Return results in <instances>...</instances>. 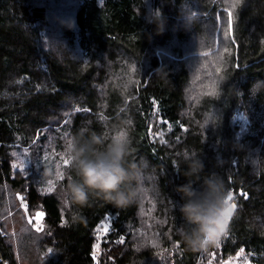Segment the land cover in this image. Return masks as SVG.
I'll use <instances>...</instances> for the list:
<instances>
[{
  "label": "trees",
  "instance_id": "16d2710c",
  "mask_svg": "<svg viewBox=\"0 0 264 264\" xmlns=\"http://www.w3.org/2000/svg\"><path fill=\"white\" fill-rule=\"evenodd\" d=\"M22 239L264 264V0H0V264Z\"/></svg>",
  "mask_w": 264,
  "mask_h": 264
},
{
  "label": "rangeland",
  "instance_id": "374dc122",
  "mask_svg": "<svg viewBox=\"0 0 264 264\" xmlns=\"http://www.w3.org/2000/svg\"><path fill=\"white\" fill-rule=\"evenodd\" d=\"M19 160V159H17ZM18 164H16L15 166H17ZM40 190L42 192H48V194L52 195H58L59 194V187L57 184H53L49 181L47 182H43L40 184ZM34 216L35 218H37L38 220H41L42 219V216L43 214L41 212H37V213H34ZM26 218L30 221L31 220V217L26 215ZM22 222V219H18L17 223L14 224L11 229H12V232L14 233L16 230H18L20 224ZM26 225V224H25ZM24 225V226H25ZM108 224L107 223H104L100 228H98V234L101 235L102 233H107L108 229L107 228ZM27 233V231L25 232ZM18 241H16L17 243ZM20 242L22 243V245L20 247H18V249H15V254H16V258L19 262V264H35V257H36V254L35 253H32L31 251H28L29 253H27V239H22L20 240ZM17 252V253H16ZM44 257V255H42ZM41 255L39 254L38 256V259H40ZM233 260L236 261V264L239 263V264H250L249 262H247L245 259H234L232 258ZM221 264H233V261H231V258H228L226 259L223 263Z\"/></svg>",
  "mask_w": 264,
  "mask_h": 264
}]
</instances>
